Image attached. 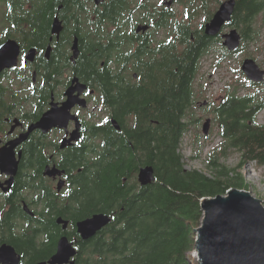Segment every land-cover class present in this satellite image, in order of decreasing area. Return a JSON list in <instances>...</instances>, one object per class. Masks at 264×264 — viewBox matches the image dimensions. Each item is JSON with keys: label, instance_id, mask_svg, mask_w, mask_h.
Returning <instances> with one entry per match:
<instances>
[{"label": "trees", "instance_id": "obj_1", "mask_svg": "<svg viewBox=\"0 0 264 264\" xmlns=\"http://www.w3.org/2000/svg\"><path fill=\"white\" fill-rule=\"evenodd\" d=\"M111 2L100 15V23L125 22L124 11L117 12L116 0ZM180 2L189 5L187 21H177L171 10L157 5L151 12L139 11L135 22H153L163 30L171 27L166 35L170 43L156 47L152 55L146 51L133 66L139 75V89L134 104L129 106L134 109L129 112L134 120L127 128V139L104 129V154L99 158L100 174L96 176L99 185L97 191H91L86 205L74 214V221L105 214L111 217V223L91 241L78 245L75 264H197L189 255L194 251L195 230L202 220L201 201L225 195L230 189L247 188L241 174L245 165L264 167V125L258 123L264 101L255 93L241 94L228 87L212 106L213 122L221 139L207 162L213 175L185 168L181 145L192 123L195 82L201 64L213 53L214 44L220 42L219 38L206 37L203 29L217 10L211 13L212 7L221 4V0ZM54 8L55 0H0V44L10 39L17 41L23 51L41 48L35 36L47 31ZM199 10L205 19L199 28H193L191 21ZM263 26L264 0H236L229 27L241 35L238 52L258 39ZM95 47L92 45L91 50ZM235 53L223 50L221 60ZM91 59L98 66L103 57ZM56 61L58 57L54 56L53 62ZM20 62L24 63V59ZM90 65L94 72L105 74L107 85L113 84L110 62L101 70L92 62ZM18 67L0 75V131L4 119H10L24 106L25 98H19V89H13L15 81L10 79L11 73L20 71ZM43 74L50 81L56 75H39ZM27 79L25 75L17 76L20 85ZM44 80L47 81L45 77ZM247 84L254 88L257 85ZM35 117L33 112L30 119ZM99 128H91V134L96 136ZM35 144L31 140V153L27 151L33 160ZM229 153L239 154V162L232 169L219 164ZM146 166L153 168L155 181L143 187L135 182V177ZM23 187L33 199L36 197L34 186ZM12 209L17 210L15 206ZM38 219L26 218L29 229L20 233L8 230L2 241L14 246L25 264L46 261L53 253L49 247L53 234L39 238Z\"/></svg>", "mask_w": 264, "mask_h": 264}, {"label": "flooded vegetation", "instance_id": "obj_2", "mask_svg": "<svg viewBox=\"0 0 264 264\" xmlns=\"http://www.w3.org/2000/svg\"><path fill=\"white\" fill-rule=\"evenodd\" d=\"M111 1L101 0L97 3L95 0H55L54 13L47 31L42 30L45 34L39 31L35 36L41 48L35 49L36 56L32 63L25 60L22 62V71H25V76L29 79L23 81L19 88V98H25L23 109L10 119H4L0 131L2 148L26 133L31 125L52 108H62L71 88L76 85L85 87L80 94L78 89L73 93V97L78 98L68 113L74 119H68L62 127L52 126L45 131L36 129L14 149L17 172L12 177L10 188L7 182L11 176L0 171V183L3 185L0 188V248L7 245L16 251L14 246L2 242L8 230L18 233L26 231L29 229L26 218H39V238L49 237L50 232L53 234L49 241L53 253L46 261H38L36 264L47 263L51 259L61 238L65 237L72 244L76 256L78 245L93 239L82 240L76 225L88 218L75 222L74 214L89 201L91 191H97L99 158L103 156L105 146L104 129L115 131L120 138L127 139V128L133 125L134 120L133 113H129L134 109L129 106L134 104L139 89V75L134 72L133 66L138 63L137 58L146 51L149 50L152 55L156 47L170 43L167 33L153 22L140 24L133 19L139 11L151 12L153 0H116L117 12L124 11L125 22L100 23V15ZM169 1L172 2L171 5L178 2ZM167 3V0H163L165 8L170 10L171 6L167 8ZM56 22L59 24L56 29L60 30L59 33L53 32ZM141 27L147 29L139 30ZM75 43L78 57L74 60ZM146 44L149 46L145 47ZM92 45L96 46L93 50ZM22 52L21 49L19 61L24 59ZM97 55L103 57L98 66L91 59L98 58ZM157 55L160 57L159 51ZM54 56L58 57V61L53 62ZM90 60L98 70L110 62L113 84H106L103 72L96 73L92 70ZM5 72L7 71L0 75ZM51 72L56 74L51 81L44 74L39 75L45 73L51 76ZM81 73L84 76H80ZM96 74L99 75L95 76ZM74 80L77 82L74 83ZM33 112L36 116L34 120L30 119ZM91 128H99L100 132L93 136ZM31 140L36 142L32 151L36 155L35 160L28 154L31 153L28 145ZM138 172L135 177L137 183ZM24 184L34 186V199L27 188H21ZM14 206L17 210L12 209ZM16 253L21 257L20 264H25L22 256L17 251ZM76 256L72 258L74 264Z\"/></svg>", "mask_w": 264, "mask_h": 264}, {"label": "water", "instance_id": "obj_3", "mask_svg": "<svg viewBox=\"0 0 264 264\" xmlns=\"http://www.w3.org/2000/svg\"><path fill=\"white\" fill-rule=\"evenodd\" d=\"M100 1L95 0L97 3ZM171 4L172 2L168 1L166 7L169 8ZM235 7L236 0L223 1L203 29L206 37L220 38L222 46L228 53L237 52L241 46V35L237 29L230 28L228 33H222L224 28L230 26ZM57 26L59 24L56 22L54 33L60 31L56 30ZM146 29L147 27L139 28V30ZM73 50L75 60L78 57L76 43ZM48 51L47 53H49ZM20 55L21 48L15 40L8 39L0 44V74L4 71L17 69ZM35 56V49L27 50L24 60L27 63H32ZM241 72L250 83L261 84L264 82V70H261L254 60H244ZM75 82L77 81L74 80ZM84 88L82 85L71 88L67 93L68 100L62 108H52L38 122L31 125L26 133L0 148V171L11 176L7 182L10 185L9 188L13 182L12 177L17 172L14 149L26 141L36 129L45 131L52 126L62 127L64 122L72 118L68 111L75 105L78 98V96L73 97V93L78 89L80 94ZM209 127L210 120H206L202 127L204 135L208 134ZM137 179L140 186L145 187L152 184L155 181L153 168L146 166L139 169ZM2 186L0 183V188ZM201 211L202 220L200 226L195 230L194 255L196 258L194 260L197 264H264V206L262 201L247 191L230 189L225 195L203 199ZM110 223L111 218L108 215H93L91 218L77 223V233L82 240L87 241L94 238ZM75 256V248L64 237L59 240L57 251L51 259L47 263L40 264H74L72 258ZM20 261L21 257L13 247L3 245L0 248V264H20Z\"/></svg>", "mask_w": 264, "mask_h": 264}, {"label": "rangeland", "instance_id": "obj_4", "mask_svg": "<svg viewBox=\"0 0 264 264\" xmlns=\"http://www.w3.org/2000/svg\"><path fill=\"white\" fill-rule=\"evenodd\" d=\"M223 1L225 0H221V3ZM153 2V5L165 7L163 0H153ZM219 6L220 4H215L211 9V13L218 9ZM169 9L174 13V19L177 21L188 20L186 14L189 5L187 3H181L178 0ZM197 14L198 16L191 21L193 28H199L205 19V15L202 14L201 10ZM139 16V13L135 14L133 17L134 21L138 20ZM170 28L164 29V33H167ZM229 31L230 27H226L222 30V33L226 34ZM160 34H162V31ZM219 40V43L214 44L213 53L201 64L200 73L195 82L196 101L190 112L192 123L181 145V154L184 159L185 168L187 170L194 169L200 171L207 176L213 175L212 169L207 167L209 156L221 144L217 127L213 122L212 106L218 103L224 96L228 87L232 89L236 88L241 94L255 93L258 98L264 101V82L257 84L255 88L250 87L247 84L248 80L241 72L242 63L246 59L254 60L260 69L264 70V26L256 41L249 43L243 50L237 51L234 55L226 56L222 60L221 55L223 54V50L226 49L222 46V40L220 38ZM22 54H24V51ZM22 66L23 64L20 62L18 67L20 71L10 74V79L15 81L13 89H19L22 86L17 81V76L27 75L24 73L25 71H22L24 70ZM206 120H210V127L208 134L204 135L202 127ZM258 123L264 125V110L258 116ZM238 162L239 154L237 153L226 154L225 157L219 160V164L229 169L236 167ZM241 174L247 187L243 190L262 201L264 206V167L250 163L243 167ZM193 256H195L194 251L190 253L189 257L195 261Z\"/></svg>", "mask_w": 264, "mask_h": 264}, {"label": "bare ground", "instance_id": "obj_5", "mask_svg": "<svg viewBox=\"0 0 264 264\" xmlns=\"http://www.w3.org/2000/svg\"><path fill=\"white\" fill-rule=\"evenodd\" d=\"M194 257V259L196 258V256H193Z\"/></svg>", "mask_w": 264, "mask_h": 264}]
</instances>
